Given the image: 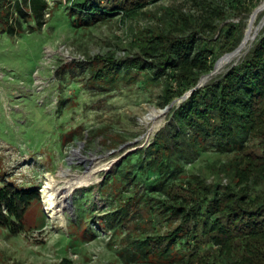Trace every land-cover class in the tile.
I'll list each match as a JSON object with an SVG mask.
<instances>
[{"label":"trees","instance_id":"16d2710c","mask_svg":"<svg viewBox=\"0 0 264 264\" xmlns=\"http://www.w3.org/2000/svg\"><path fill=\"white\" fill-rule=\"evenodd\" d=\"M49 1L15 0L11 8L3 2L0 23L9 34L18 31L12 14L42 26ZM68 1L71 12L89 15L79 26H91L116 15L123 24L136 21L163 0ZM262 1L199 0L200 15L167 12L161 24L135 30L124 56L89 61L90 80L110 88L161 86L159 106H171L241 45L247 23H226L231 12L250 16ZM171 113L152 143L125 157L106 184L119 198L102 218L110 241L130 264H264V29L239 63ZM209 152L219 154L209 162L211 182L194 171ZM38 199V190L0 187V227L21 233Z\"/></svg>","mask_w":264,"mask_h":264},{"label":"rangeland","instance_id":"374dc122","mask_svg":"<svg viewBox=\"0 0 264 264\" xmlns=\"http://www.w3.org/2000/svg\"><path fill=\"white\" fill-rule=\"evenodd\" d=\"M57 1L63 3L56 7ZM3 2L11 8L15 0ZM49 6L42 26L12 14L10 24L18 31L9 34L0 23V187L39 192L26 213L25 230L14 234L0 227V264H130L120 257L119 246L110 241L112 234L102 224L103 216L119 204L106 184L125 157L152 143L183 99L166 111L159 106L161 86L94 84L89 61L111 53L120 58L129 52L138 27L161 24L168 19L167 12L200 15L201 6L199 0H163L136 21L123 24L116 15L91 26H79L89 15L71 12L68 0H50ZM231 15L226 23L244 21L248 30L253 14ZM263 21L264 12L256 26ZM263 29L239 59L209 81L239 63ZM218 155L209 152L198 158L194 171L213 181L208 167ZM62 167L71 176L91 174L90 184L74 193L73 211L65 220L49 216L43 193L46 177L50 174L60 181L57 174Z\"/></svg>","mask_w":264,"mask_h":264},{"label":"bare ground","instance_id":"6f19581e","mask_svg":"<svg viewBox=\"0 0 264 264\" xmlns=\"http://www.w3.org/2000/svg\"><path fill=\"white\" fill-rule=\"evenodd\" d=\"M262 12H264V0L261 3V5H260L259 9L257 10V12L253 15V17L251 19L250 26H249V28L247 30L246 36L244 38V41H243L241 47L235 53L227 55V56H225L224 58H222L220 60V62L217 65V69H216L215 74L219 73L226 65H228V64L234 62L235 60L239 59L244 54L245 50L249 47V45L256 39L257 34L259 33V31L261 30V28L263 26V24L260 27L256 26L257 19H258L259 15ZM28 71H30V70H28ZM210 78H205L203 80V82L204 83L208 82ZM28 79H30V78H28ZM37 82H39V81H37ZM1 109H2V107H1ZM12 112H14V110ZM12 112H11V114L16 113V112H14V113H12ZM11 114H9V115H11ZM6 118L8 119L9 116L6 117ZM6 118H5V120H6ZM155 118L156 117H154V116H150L149 119L152 120V121L153 120L155 121ZM13 120H14V118H13ZM15 120H16V118H15ZM15 123H16V121H15ZM75 151H76L77 154H79L81 156L80 150L77 149ZM82 157L84 158V156H82ZM57 175L61 179L60 181L58 179H56V177H54V176L49 174V176L46 177V181L44 183L43 193H44V198H45V201H46L45 203H47V206H46L47 210L46 211L48 212L49 216L52 217V218L53 217H59L61 220H65L66 219V214L67 213H71L73 211L72 208H71L70 202L73 199L74 193L76 192L77 189H79V188H81V187H83L85 185L90 184V182H91V174L89 173V174H84V175L71 176V175H69L68 170H66L64 167H62Z\"/></svg>","mask_w":264,"mask_h":264},{"label":"water","instance_id":"95a60500","mask_svg":"<svg viewBox=\"0 0 264 264\" xmlns=\"http://www.w3.org/2000/svg\"><path fill=\"white\" fill-rule=\"evenodd\" d=\"M260 5H261V4H260ZM260 5H259V7H260ZM259 7L254 11L253 15L257 12V10L259 9ZM253 15H252V17H253ZM263 26H264V21H263ZM263 26H262V27H263ZM245 36H246V35H245ZM243 41H244V39H243ZM243 41H242V43H243ZM242 43H241V45H242ZM241 45H240L236 50H234L233 52H230V53L226 54L225 56L235 53V52L241 47ZM225 56H223L222 58H224ZM222 58H221V59H222ZM221 59H220V60H221ZM220 60L216 63L215 70H214L211 74H209V75H207V76H204V77L201 79L199 85H198L194 90H192L191 92H189L188 94H186L182 99H187L188 97H190V96L192 95V93H193L197 88H200V87H202V86L205 85V83L203 82V80H204L205 78H210L211 76H213V75L215 74L216 69H217V65H218V63L220 62ZM175 102H176V101H174V103H173L171 106L166 107V111L169 110L171 107H173L174 104H175Z\"/></svg>","mask_w":264,"mask_h":264}]
</instances>
